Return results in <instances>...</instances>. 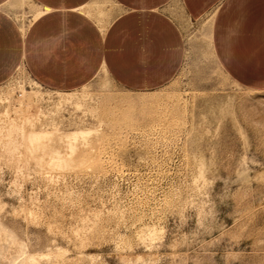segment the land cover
Wrapping results in <instances>:
<instances>
[{"label": "rangeland", "instance_id": "obj_1", "mask_svg": "<svg viewBox=\"0 0 264 264\" xmlns=\"http://www.w3.org/2000/svg\"><path fill=\"white\" fill-rule=\"evenodd\" d=\"M167 8L185 52L165 84L131 89L100 70L76 89L86 111L40 100L51 122L36 129L100 131L73 152L58 133L6 135L0 102V264H264V86L223 68L211 11ZM34 80L21 65L0 94L14 83L57 95Z\"/></svg>", "mask_w": 264, "mask_h": 264}, {"label": "crops", "instance_id": "obj_2", "mask_svg": "<svg viewBox=\"0 0 264 264\" xmlns=\"http://www.w3.org/2000/svg\"><path fill=\"white\" fill-rule=\"evenodd\" d=\"M173 2L192 18L211 11L223 68L241 83L264 86V0H0V84L24 65L55 90L82 87L103 68L125 87H159L185 52L167 8Z\"/></svg>", "mask_w": 264, "mask_h": 264}, {"label": "bare ground", "instance_id": "obj_3", "mask_svg": "<svg viewBox=\"0 0 264 264\" xmlns=\"http://www.w3.org/2000/svg\"><path fill=\"white\" fill-rule=\"evenodd\" d=\"M41 9H39L35 17L41 13ZM102 13V12H101ZM211 21L212 17L209 16L208 19L205 20V27L210 30L211 27ZM208 36H210V32H208ZM102 71H107L105 68L101 69ZM16 76V75H15ZM17 77V76H16ZM36 86L42 85L37 80L33 81ZM37 82V83H36ZM84 85L83 87H85ZM21 90L23 92V97L20 99L15 100L13 98L12 93H7L6 95L0 94V102L5 103V110L3 114L6 116L7 120L4 122V127L6 129V135L11 136L15 132L18 133L24 140H27L31 142L32 144H46L48 141L52 140L54 135L58 133L59 140H62L67 143L71 151L73 152L75 147L78 145L77 142L80 141L83 143L86 141H89L90 137L92 135H95L94 133L97 130L96 127L91 126H79L74 127L72 129L69 128V130L61 131L62 129H59L57 126L53 128H42V129H36L33 122L34 113L29 112L30 105L32 103H36L39 108H37L39 114H45L48 115V113H45V110L40 107L42 105L39 104L40 100L45 99L48 101H51L53 106L55 108H62L66 104H73L77 109H82L83 111H86V104L83 99L77 98L78 96V90H55L57 92V95L55 97H46L44 94H42L38 89L29 88L24 84H21ZM84 92V91H83ZM80 93V92H79ZM85 94V93H83ZM82 97V96H81ZM84 98V97H82ZM13 100V101H12ZM89 104V103H88ZM87 104V105H88ZM16 114L15 116H12V113ZM33 112V111H32ZM50 112L55 113L56 111L50 110ZM22 116L23 121L19 119V117ZM25 123H30L31 128H26ZM100 127L99 125H97ZM100 132V131H99ZM97 133V132H96ZM93 137V136H92ZM66 146V144H65ZM70 151V152H71ZM54 152V151H53ZM65 153V152H64ZM69 153V152H66ZM70 154V153H69ZM67 156L63 155L61 151L58 150L55 151V162L58 164H63L67 162ZM54 159V158H53Z\"/></svg>", "mask_w": 264, "mask_h": 264}, {"label": "built area", "instance_id": "obj_4", "mask_svg": "<svg viewBox=\"0 0 264 264\" xmlns=\"http://www.w3.org/2000/svg\"><path fill=\"white\" fill-rule=\"evenodd\" d=\"M21 85V84H20ZM12 88H14V94H13V98L15 99V100H17V99H20V98H22L23 97V92H22V90H21V87L19 88V86H17V85H15L14 83H13V85H12ZM33 104V103H32ZM32 104L30 105V108H31V106H32ZM39 104L41 105V102H39ZM40 107H42V106H40ZM30 108H29V110H30ZM43 108V107H42ZM44 109V108H43ZM46 109V108H45ZM44 109V110H45ZM28 110V111H29ZM30 112V111H29ZM31 113H34V112H31ZM35 115H34V117H33V122H34V124L35 125H42V126H46V125H48L51 121H50V117H46L45 116V114H39L38 113V111H37V113H34Z\"/></svg>", "mask_w": 264, "mask_h": 264}]
</instances>
